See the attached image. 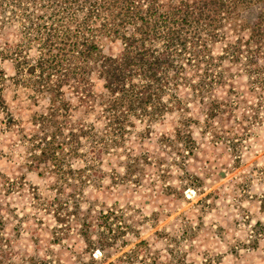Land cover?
I'll use <instances>...</instances> for the list:
<instances>
[{"label":"trees","instance_id":"16d2710c","mask_svg":"<svg viewBox=\"0 0 264 264\" xmlns=\"http://www.w3.org/2000/svg\"><path fill=\"white\" fill-rule=\"evenodd\" d=\"M0 36V56L15 69L7 76L0 66V110L7 114L0 122L9 130L18 125L31 168L55 175V196L47 200L64 193L77 199L108 154L124 153L129 173L151 163L130 142L139 124L182 109L183 92L204 106L205 131L214 138L248 134L263 121L264 0H0ZM106 39L120 40L121 51L106 53ZM239 76L247 92L234 85ZM9 79L34 105L44 102L28 126L8 108ZM162 142L177 149L182 142L186 154L197 146L183 127ZM56 220L70 225L65 216ZM89 227L81 228L86 238ZM5 228L0 215V264H20Z\"/></svg>","mask_w":264,"mask_h":264},{"label":"rangeland","instance_id":"374dc122","mask_svg":"<svg viewBox=\"0 0 264 264\" xmlns=\"http://www.w3.org/2000/svg\"><path fill=\"white\" fill-rule=\"evenodd\" d=\"M103 46L108 54L122 49L120 40L106 39ZM0 66L7 76L14 75L11 60L0 56ZM96 83L98 90V79ZM233 83L247 92L246 77ZM4 95L25 126L35 111L44 109V102L34 105L27 90L10 79ZM182 97V109L137 127L138 137L130 146L151 163L129 173L124 153L108 154L75 200H66L65 193L63 200H47L55 196V175L31 168L14 130L18 125L9 130L0 122V215L14 260L264 264V117L248 134L238 129L240 134L227 140L214 138L205 131L204 106L186 92ZM5 117L0 110V118ZM179 127L192 131L197 144L193 154L181 149L182 142H177L179 149L164 146L163 137L174 138ZM8 179L16 182L9 190L4 184ZM58 214L70 220L69 227L56 220ZM85 223L90 226L87 238L81 233Z\"/></svg>","mask_w":264,"mask_h":264},{"label":"water","instance_id":"95a60500","mask_svg":"<svg viewBox=\"0 0 264 264\" xmlns=\"http://www.w3.org/2000/svg\"><path fill=\"white\" fill-rule=\"evenodd\" d=\"M192 192H195V190H192Z\"/></svg>","mask_w":264,"mask_h":264}]
</instances>
